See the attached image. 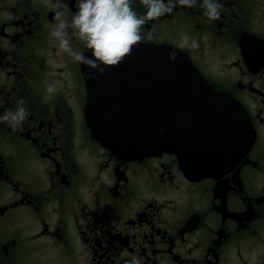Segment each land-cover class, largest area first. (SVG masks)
Masks as SVG:
<instances>
[{
  "label": "flooded vegetation",
  "instance_id": "flooded-vegetation-1",
  "mask_svg": "<svg viewBox=\"0 0 264 264\" xmlns=\"http://www.w3.org/2000/svg\"><path fill=\"white\" fill-rule=\"evenodd\" d=\"M60 2L70 22L77 0ZM220 2L219 20L198 0L142 29L197 40L182 50L252 126L239 161L202 174L187 153L123 157L99 141L83 64L50 36L52 7L0 0V116L21 98L30 113L18 130L0 123V264H264V0ZM71 46L85 54L83 41Z\"/></svg>",
  "mask_w": 264,
  "mask_h": 264
},
{
  "label": "water",
  "instance_id": "water-1",
  "mask_svg": "<svg viewBox=\"0 0 264 264\" xmlns=\"http://www.w3.org/2000/svg\"><path fill=\"white\" fill-rule=\"evenodd\" d=\"M178 55L173 62L169 51ZM85 56H90L86 49ZM83 65L86 117L94 135L123 157L187 153L204 172L239 161L254 141L241 105L215 92L188 54L168 43L141 42L132 55L96 80ZM163 127L164 131L158 132Z\"/></svg>",
  "mask_w": 264,
  "mask_h": 264
},
{
  "label": "clouds",
  "instance_id": "clouds-1",
  "mask_svg": "<svg viewBox=\"0 0 264 264\" xmlns=\"http://www.w3.org/2000/svg\"><path fill=\"white\" fill-rule=\"evenodd\" d=\"M198 0H141L146 11L143 15H137L132 8L131 0H77L76 11L69 22L63 19L64 13L59 9L64 7L60 0H46L55 12L54 19L58 21L50 36L58 41V47L67 53L75 62L85 65L92 71L88 73V79L96 80L105 74V69L118 67L126 57L132 55L133 48L144 40H153V30L145 35L143 27L149 22L163 17L177 7L186 8L197 6ZM199 6L204 9L203 15L209 22L219 20L221 9L224 5L220 0H200ZM71 29V33H69ZM75 38L83 41L90 56H85L71 46V40ZM187 34L181 36L178 49L187 47L197 48L198 42ZM177 51H169L171 61L177 58ZM58 81L47 84L46 92L54 95L58 91ZM24 100H19V106L15 111H6L0 116V123H4L13 130H18L30 115L24 105ZM163 132L161 127L157 130ZM133 264H139L134 260Z\"/></svg>",
  "mask_w": 264,
  "mask_h": 264
},
{
  "label": "rangeland",
  "instance_id": "rangeland-1",
  "mask_svg": "<svg viewBox=\"0 0 264 264\" xmlns=\"http://www.w3.org/2000/svg\"><path fill=\"white\" fill-rule=\"evenodd\" d=\"M163 35V34H162ZM162 35H161V39H162Z\"/></svg>",
  "mask_w": 264,
  "mask_h": 264
}]
</instances>
